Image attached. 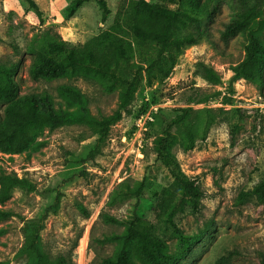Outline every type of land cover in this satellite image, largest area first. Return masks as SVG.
I'll use <instances>...</instances> for the list:
<instances>
[{"label":"rangeland","instance_id":"374dc122","mask_svg":"<svg viewBox=\"0 0 264 264\" xmlns=\"http://www.w3.org/2000/svg\"><path fill=\"white\" fill-rule=\"evenodd\" d=\"M34 1L41 15L24 0H0V65L19 66L15 80L22 94L46 91L57 97L58 87L70 84L88 98L94 116L112 114L118 105V90L109 93L97 80L79 77L35 81L29 70L37 55L47 52L50 42L85 44L110 29L136 0H106L110 14L105 21L98 4L92 0L72 18L68 17L72 0ZM148 1L177 8L160 0ZM240 8L237 0L213 3L203 23L210 33L209 39L184 49L167 77H159L152 85L143 81L132 106L133 114L112 127L94 163L86 159L98 136L86 125L47 130L20 154L0 152V168L32 181L41 190L55 189L65 176L87 171V179L68 189L59 211L49 214L44 222L43 244L52 259L72 254L76 264H100L113 254L116 244L101 240L121 234L124 226L106 223L103 216L124 220L133 201L110 205V194L122 183L133 184L146 175L145 198L153 202L161 199L172 178L156 160L154 141L180 109L193 107L197 111L212 109L216 120L207 138L199 140L194 149L186 150L179 137L173 148L182 171L204 195L199 213L186 208L175 218L185 234L196 236L199 241L179 264H262L264 204L250 193L264 182V96L257 84L234 78L233 67L245 57L246 37L243 34L223 37L225 25ZM199 61L221 76L219 85H210L194 75ZM131 64L140 65L137 55ZM203 96L210 100L196 104ZM3 107L0 104V117ZM148 111L152 120L140 141L135 120L138 114ZM52 202L53 195L44 198L15 189L12 197L0 204L1 209L13 215L0 221L1 263L29 264V259L20 254L24 221L43 213ZM78 204L88 209L90 218L83 217ZM150 219L170 252L176 253L178 240L170 226L158 214L151 213Z\"/></svg>","mask_w":264,"mask_h":264},{"label":"trees","instance_id":"16d2710c","mask_svg":"<svg viewBox=\"0 0 264 264\" xmlns=\"http://www.w3.org/2000/svg\"><path fill=\"white\" fill-rule=\"evenodd\" d=\"M24 1L41 15L34 0ZM89 1L72 0L68 17L72 18ZM92 1L98 4L105 21L110 14L107 1ZM160 1L177 5V8H168L160 2L136 0L125 14L119 15L110 29L85 44L61 40L50 42L47 52L38 54L31 64L29 75L35 81L53 82L79 77L97 80L109 93L118 90L117 108L108 116H94L88 98L74 85L59 86L57 97L46 91L22 94L15 80L19 66L0 65V104L5 105L0 117V152L20 154L47 130L86 125L98 136L86 159L94 163L109 139L112 127L133 114L132 106L143 81L152 85L159 77H167L184 49L209 39L210 33L203 23L216 0ZM237 1L241 8L225 25L223 32L224 38L238 34L246 37L245 57L233 67L234 78L257 84L264 96V0ZM135 55L140 65L131 64ZM194 75L210 85H219L222 81L221 76L202 61L195 64ZM209 100L208 96H203L196 104ZM215 120L212 109L182 108L154 141L156 160L172 178L159 201L145 198L146 175L140 176L133 184L122 183L113 190L108 204L115 205L125 200L133 202L130 214L124 220L103 216L106 223L123 225L124 230L101 240V243H115L116 247L113 254L100 264H179L189 255L192 246L199 242L198 238L185 234L175 223V218L186 208L199 213L204 195L196 182L182 171L173 148L179 137L186 150L194 149L199 140L207 138ZM86 179L87 171L80 170L65 176L55 189L41 190L32 181L0 168V204L8 201L15 189L37 193L44 198L53 195L52 204L43 213L24 221V244L20 254L29 259V264H76L72 254L52 259L43 244L42 230L48 215L59 211L66 191ZM250 195L264 204V182L256 185ZM77 208L84 218H90V212L82 204ZM151 213L162 217L172 229L178 240L176 253H171L166 240L157 234L150 219ZM11 216L10 211L0 208V221Z\"/></svg>","mask_w":264,"mask_h":264},{"label":"built area","instance_id":"2783aa9c","mask_svg":"<svg viewBox=\"0 0 264 264\" xmlns=\"http://www.w3.org/2000/svg\"><path fill=\"white\" fill-rule=\"evenodd\" d=\"M243 81H244L243 79L240 80V82H243ZM150 115L151 113L150 111H148V112H142L138 114L136 117V120H135V126L137 128L136 132L139 135L140 141L143 139V137L148 132V126H149L150 121L152 120Z\"/></svg>","mask_w":264,"mask_h":264}]
</instances>
